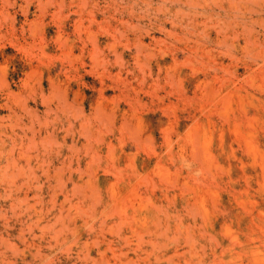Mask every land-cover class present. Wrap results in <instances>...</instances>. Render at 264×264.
<instances>
[{"label": "rangeland", "instance_id": "1", "mask_svg": "<svg viewBox=\"0 0 264 264\" xmlns=\"http://www.w3.org/2000/svg\"><path fill=\"white\" fill-rule=\"evenodd\" d=\"M0 264H264V0H0Z\"/></svg>", "mask_w": 264, "mask_h": 264}, {"label": "bare ground", "instance_id": "2", "mask_svg": "<svg viewBox=\"0 0 264 264\" xmlns=\"http://www.w3.org/2000/svg\"><path fill=\"white\" fill-rule=\"evenodd\" d=\"M85 124V123H84ZM83 125V124H82ZM85 126V125H84ZM251 145V144H250Z\"/></svg>", "mask_w": 264, "mask_h": 264}]
</instances>
